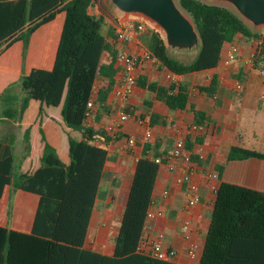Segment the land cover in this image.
I'll use <instances>...</instances> for the list:
<instances>
[{
  "label": "trees",
  "instance_id": "trees-1",
  "mask_svg": "<svg viewBox=\"0 0 264 264\" xmlns=\"http://www.w3.org/2000/svg\"><path fill=\"white\" fill-rule=\"evenodd\" d=\"M178 6L194 26L199 49L190 62L180 61L168 53L160 32L150 29L145 45L159 69L175 76L213 69L222 48L239 36L256 42L250 68L264 72V32L253 31L236 12L223 5L178 0ZM95 7L98 15L92 13ZM104 10L100 0H0V66L14 69L19 61L21 70L17 78L5 81L0 91L2 118L18 123L30 108L37 111L38 117L44 107L59 108L66 130L79 134V139L67 134L69 163L65 165L38 128L40 149L33 163L30 128H26L22 135L25 154L17 166V176L13 179L12 159L0 165V195L2 188L11 184L16 191L38 197L29 232L0 227V264H103L104 260L110 264L123 260L170 264L136 251L154 183L165 161L157 153L148 154L149 144L136 159L111 257L83 248L108 154L99 142L105 145L112 139L104 127L98 126V110L109 109L107 99L121 72L116 66L117 50L107 40V36L116 40L114 30H109L107 36L102 33ZM52 24L57 28L51 66L29 68L26 59L32 37ZM139 29L136 22L135 30ZM9 51L15 58L4 57ZM97 80L104 84L96 88L93 118L87 125L86 105ZM136 85L169 110H182L188 105L185 85L173 82L163 86L141 77ZM216 87L217 77L213 75L209 84L198 90L213 98ZM124 111L133 114L128 108ZM192 112L195 125H202L205 114L194 109ZM157 119L151 113L149 126L162 124ZM156 158L161 164L155 163ZM249 158L264 160V153L230 147L226 160ZM198 264H264V193L226 182L218 184Z\"/></svg>",
  "mask_w": 264,
  "mask_h": 264
},
{
  "label": "crops",
  "instance_id": "crops-1",
  "mask_svg": "<svg viewBox=\"0 0 264 264\" xmlns=\"http://www.w3.org/2000/svg\"><path fill=\"white\" fill-rule=\"evenodd\" d=\"M100 1L104 6L109 5V0ZM118 11L115 10L120 13ZM92 13L98 15V8H93ZM109 23L111 25L107 24L106 31L102 33L107 36L109 30H114L115 35V25L110 21ZM56 28L53 24L45 26L32 37L26 59L29 68L51 66L56 46ZM160 34L167 50L171 47L173 51H179L184 55V48L172 47L167 43L165 33V38L161 32ZM146 38V32L136 31L131 34L128 41L122 43L107 36V40L113 44L117 52L124 51L132 55L148 53ZM255 47L254 40L245 41L236 36L230 44L222 48L215 68L185 76H175L159 69L151 61H144L138 70V77L163 86L174 82L187 87L188 105L182 110H169L138 85L134 86L130 97L122 101L116 95V91L124 86V73L121 63L117 61L116 66L121 72L115 77L116 85L107 99L109 109L98 110L101 115L98 126L109 130L115 122L120 121V129L115 134L109 131L113 133L107 144L99 142L100 146L106 147L108 154L88 223L83 245L85 250L105 258L111 257L135 162L145 145L142 142L143 128L132 118L120 120L119 113L124 108H128L135 115H142L141 118H149L150 114L154 113L159 117L157 122H162L150 127L152 135L150 142L146 143L150 145L148 152L150 156L157 153L166 162L160 166L154 183L152 203L143 235L150 237L157 232L164 234V246L176 251V257L169 261L170 264H198L199 259L191 260L186 256V243L181 235L180 226L184 221L191 223L192 238L200 245L201 254L215 198L208 191L209 181L204 176L205 171L212 170L216 174L217 184L226 182L264 193V160L256 158L226 160L230 147L264 153V72L250 68V58ZM169 50L172 57L183 61L180 57L172 55V50ZM196 52L185 62H190ZM6 56L8 60L15 58L10 51L4 57ZM13 71L15 68L0 66V91L5 81L11 80L4 79V74H11ZM213 75L217 77L216 92L213 98H207L198 88L207 86ZM102 84L104 81L97 80L94 89L97 90V86ZM192 109L205 114L204 122L197 127V131L191 130L192 126H196ZM26 128H30V158L33 163L40 149L38 128L43 130L60 160L65 165L69 163L67 134L75 139H79V134L66 130L59 115V108L44 107L40 117L35 109L30 108L24 112L18 123L7 122L0 114V165L12 159L13 179L17 176V166L25 154L22 135ZM129 137L134 139L131 149L125 147ZM179 138L184 139L186 152L197 164V172L192 181L197 186L200 203L189 210L185 208L184 187L178 182L182 164L171 158L174 143ZM37 201L36 195L16 191L11 184L5 185L0 195V227L29 232ZM198 215L201 217L198 218ZM102 263L111 262L104 260ZM118 264L145 263L139 260H123Z\"/></svg>",
  "mask_w": 264,
  "mask_h": 264
},
{
  "label": "built area",
  "instance_id": "built-area-1",
  "mask_svg": "<svg viewBox=\"0 0 264 264\" xmlns=\"http://www.w3.org/2000/svg\"><path fill=\"white\" fill-rule=\"evenodd\" d=\"M135 23L130 20H117L115 25V36L119 43L128 41L131 34L135 32ZM117 61L121 63L123 73H124V86L116 91V95L122 100L126 101L132 94V90L136 85L138 78V70L144 61H151L154 63V59L149 53L143 55H132L127 54L124 51L117 52ZM96 96V90L93 89L91 98L86 105V118L85 123L87 125L91 124L93 118V102ZM120 120L134 119L139 126L143 128L142 142L144 144L149 143L151 139V128L149 126V118H139L135 114H129L124 110L119 113ZM120 121L115 122L107 132L113 131L114 133L120 129ZM191 130L197 131V126H192ZM109 132V133H110ZM134 139L129 137L126 140L125 147L131 149L133 147ZM171 158L173 160H178L182 164L181 175L178 180L180 185H183V193L186 198L185 208L187 210L195 207L200 203V197L197 193V186L193 183L192 178L197 172V164L192 160L190 154L185 150V142L183 138H179L175 141L173 149L171 151ZM155 163L161 164L159 158H156ZM164 161L163 163H165ZM205 178L209 181L208 191L212 196H215L218 184L217 176L212 170L204 172ZM201 216L198 215V218ZM181 235L185 240V253L186 256L191 260L199 259L200 255V245L196 240L192 238V226L188 221H184L181 224ZM136 251L140 254L148 256L155 260L160 261H172L176 257V251L172 248H167L164 246V234L162 232H157L153 236L146 237L141 236Z\"/></svg>",
  "mask_w": 264,
  "mask_h": 264
},
{
  "label": "water",
  "instance_id": "water-1",
  "mask_svg": "<svg viewBox=\"0 0 264 264\" xmlns=\"http://www.w3.org/2000/svg\"><path fill=\"white\" fill-rule=\"evenodd\" d=\"M250 21L264 23V0H229ZM123 12H140L157 22L172 47L184 48L197 43L198 35L191 20L185 19L171 0H112ZM184 46V47H183Z\"/></svg>",
  "mask_w": 264,
  "mask_h": 264
},
{
  "label": "rangeland",
  "instance_id": "rangeland-1",
  "mask_svg": "<svg viewBox=\"0 0 264 264\" xmlns=\"http://www.w3.org/2000/svg\"><path fill=\"white\" fill-rule=\"evenodd\" d=\"M172 4L174 5V7L178 10V12L188 21L190 20L189 17L179 8L178 6V0H171ZM206 3L209 4H217V5H223L226 6L228 8H230L231 10H233L234 12H236L241 18L242 20L249 26L251 27V29L253 31H264V23H261L259 25H255L253 24L250 19H248L246 16H244L243 14H241V12L237 9V7L231 3L229 0H202ZM119 10L112 2V0H109V5L105 6V10L103 13L104 16V25L102 28V32L106 31V28L108 27L107 24L111 25L109 23L112 22L113 24L116 23L117 20H130V21H134L140 24V29L139 31H136L138 33L140 32H146L150 29H155L159 32H161L165 38L164 32L161 29V27L158 25L157 22L153 21L150 18H147L146 16H144L143 14H141L140 12H123L121 10H119L117 13L115 12V10ZM118 14H124V17H121V15ZM109 20V21H108ZM199 45H200V41L198 39L197 43H193L192 45H190V47H184L185 49V53L184 55H182L181 53H179V51H173L171 47H168V53L170 54V50L171 49V54L176 56V57H180L181 60H183V62L188 61L192 55L195 53V51H198L199 49ZM197 53V52H196ZM13 59V58H12ZM187 63V62H185ZM2 67V66H1ZM20 65H19V61L18 63H16V67H15V71H13V73H5L4 74V79H15L19 76L20 73ZM3 78V77H2ZM1 78V79H2ZM3 81V79H2ZM113 133V132H112ZM110 133V135L112 134ZM115 134V133H114Z\"/></svg>",
  "mask_w": 264,
  "mask_h": 264
}]
</instances>
